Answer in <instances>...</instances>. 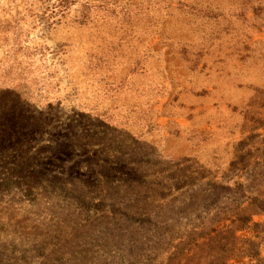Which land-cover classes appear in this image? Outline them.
<instances>
[{
	"label": "rangeland",
	"instance_id": "obj_1",
	"mask_svg": "<svg viewBox=\"0 0 264 264\" xmlns=\"http://www.w3.org/2000/svg\"><path fill=\"white\" fill-rule=\"evenodd\" d=\"M253 197L264 0H0V264H264Z\"/></svg>",
	"mask_w": 264,
	"mask_h": 264
},
{
	"label": "trees",
	"instance_id": "obj_2",
	"mask_svg": "<svg viewBox=\"0 0 264 264\" xmlns=\"http://www.w3.org/2000/svg\"><path fill=\"white\" fill-rule=\"evenodd\" d=\"M31 182V181H30ZM31 185V184H30ZM252 202H254L255 204H258L260 208H262V211H264V205L260 204L261 201L258 200L257 197H253L252 198Z\"/></svg>",
	"mask_w": 264,
	"mask_h": 264
}]
</instances>
